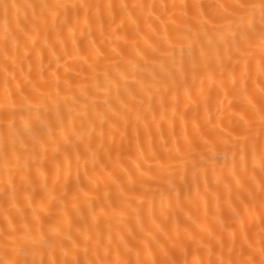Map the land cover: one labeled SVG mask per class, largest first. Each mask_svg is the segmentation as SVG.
Listing matches in <instances>:
<instances>
[{
	"label": "snow or ice",
	"instance_id": "snow-or-ice-1",
	"mask_svg": "<svg viewBox=\"0 0 264 264\" xmlns=\"http://www.w3.org/2000/svg\"><path fill=\"white\" fill-rule=\"evenodd\" d=\"M77 31L87 50L73 39L69 53L61 37ZM0 56V264H264V0H0ZM130 128L136 174L121 163ZM182 189L204 200V218L189 215L198 231L146 228L144 203L151 218L159 192L167 219L164 194L182 208ZM129 209L139 229L125 232Z\"/></svg>",
	"mask_w": 264,
	"mask_h": 264
},
{
	"label": "bare ground",
	"instance_id": "bare-ground-1",
	"mask_svg": "<svg viewBox=\"0 0 264 264\" xmlns=\"http://www.w3.org/2000/svg\"><path fill=\"white\" fill-rule=\"evenodd\" d=\"M18 2L27 3V2H29V0H18ZM31 2L39 3V2H42V0H31ZM52 2H55V0H52ZM65 2H82V0H65ZM88 2L95 3V2H100V0H88ZM104 2H108V0H104ZM112 2L117 3V4L122 3V2H127L129 4L137 3V2L154 3V4H162V3L182 4V3L201 2V0H112ZM202 2L208 3L209 0H202ZM96 38L98 39V37H96ZM61 39H64L66 41V47H67L69 53H71L73 50V43H72L73 39L76 40V45L78 47H80L82 52H83V51L87 50V44H88V40L90 38L86 37V36L81 37L79 31H77L75 37L67 36L65 34L64 36L61 37ZM51 40L56 41L57 40L56 36L53 35L51 37ZM120 46L123 47L122 41L120 42ZM141 46H142V44H141ZM56 51H57L58 55L62 54L60 51V45L58 42L56 43ZM125 52L127 53L128 49H125ZM43 57H44L43 58V64L45 66H47L49 63V55H48L47 49L44 50ZM66 59H68V58L63 57L60 60V64L63 65ZM32 61H33L32 75H33V77H35L37 69L39 67V64L35 60L34 56L32 58ZM0 62H2V56H0ZM52 66H53V68L56 67V63L54 60H53ZM68 67L78 70L79 65H78V62H76V61H69ZM24 70H25V72L28 71V62L27 61L24 63ZM63 73H64V69H63V67H61L60 68V75L63 76ZM45 75L46 76L48 75L47 70L45 72ZM70 75H71L73 80L80 79L81 82H83V80H84L83 77L77 78L75 75V71L72 72ZM85 75H87V72L85 73ZM17 76H18V78H20L19 69H17ZM2 80H3V75H2V73H0V87H2ZM14 83L15 82H13V84ZM230 99H232L231 96H229L227 99H224L225 106L228 104V101ZM181 107H183V105H181ZM213 111H215V109H213ZM235 111H238V109L237 108L228 109L224 113V115L227 116L229 112H235ZM201 113L203 114V108L202 107H201ZM217 115H219V114H217ZM227 125H228V120L225 119L223 126L226 127ZM188 130H189V133L192 132L191 123H189ZM164 131H165V134H167V125L164 126ZM177 132H179V126H177ZM140 140H141V142H143V140H144L142 128L140 130ZM121 143H122V141H121L120 133L116 132L115 133V144L113 145V153H112L113 156H115V153L117 150H121V147H120ZM101 155H103V153H101ZM129 156H131V159H129ZM135 159H136V136L133 133L132 129L130 128L128 130V136L123 140L121 163H122L123 167L128 168L134 174H136V172H135V166H134L132 161ZM144 167L147 168V165H145ZM87 168H88L89 172L92 171V164H91L90 160L87 164ZM83 170H84V165L82 163L81 164V181L86 186L87 181L84 180ZM154 171H155V167H154ZM75 172H76V168H75V162H74V164H73V177H75ZM0 179H2V177H0ZM52 179H53L52 175L49 174L48 181H47L49 184V187H51V185H52ZM209 179L211 180V175H209ZM144 180L149 181V178L144 177ZM160 183H162V178L157 176V178L154 181H149V186L155 188L156 185L160 184ZM201 188H203V182L202 181H201ZM59 190H60L59 187H57V192H59ZM100 194L102 195V191ZM111 195H112L113 200L117 199V190L115 187L112 188ZM180 199L183 202L182 208L176 206L177 196H176L175 191H170V192L166 191L165 192L164 199H163V205L165 208L168 209V213L170 214L169 217L166 219L165 216L162 215V213H161V196H160V193L157 192L155 194V199L153 201V214H152L151 218L149 217L148 212H147L148 204H147V202L144 203L142 217H141L143 225L146 228H151L153 232H159L160 229L162 228L165 231H169V232H172L173 234H175V227H176L177 223L179 224L181 232H183V229L185 226H191L194 230L198 231V228L196 227V225L192 224V220L189 219V215H191L192 219H195L197 216H199L201 219H203L204 218L203 214H204V209H205L204 200L201 199V200H197V201H193L192 203H189L187 200L184 199V190L183 189L181 191ZM206 199H207V206L209 209L208 222L215 225L218 228V225H216V222L213 220V217H212V213L215 211L216 201L212 197L211 194H209ZM4 203H5V195H4V192L2 190V186H0V210H2ZM81 203L83 204V202H81ZM169 205H171V207H169ZM52 210H53V212L56 211L55 202L53 203ZM97 210H99L98 207H97ZM68 211H69V214L75 219L76 214L71 209V205H69ZM83 211L86 213L87 208L84 207ZM222 214H223V217L225 219H227L228 213H227L226 208L222 209ZM56 218H58V217H56ZM0 219H2V217H0ZM153 221H154V223H153ZM87 222L91 223L90 217L88 218ZM80 223L83 224L84 221H80ZM157 225H159V228H157ZM121 227L123 228V230L125 232H127L128 228H133L136 230L139 229V225L137 223L136 217L131 212V209L128 210V214L125 216L124 223L121 225ZM161 239H163V233H161Z\"/></svg>",
	"mask_w": 264,
	"mask_h": 264
}]
</instances>
